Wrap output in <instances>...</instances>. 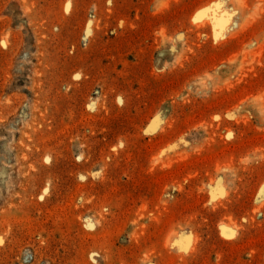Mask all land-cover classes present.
I'll return each mask as SVG.
<instances>
[{
    "label": "rangeland",
    "instance_id": "1",
    "mask_svg": "<svg viewBox=\"0 0 264 264\" xmlns=\"http://www.w3.org/2000/svg\"><path fill=\"white\" fill-rule=\"evenodd\" d=\"M0 264H264V0H0Z\"/></svg>",
    "mask_w": 264,
    "mask_h": 264
}]
</instances>
